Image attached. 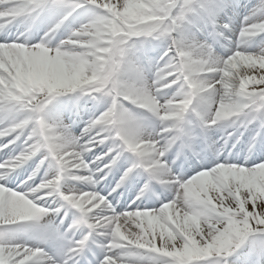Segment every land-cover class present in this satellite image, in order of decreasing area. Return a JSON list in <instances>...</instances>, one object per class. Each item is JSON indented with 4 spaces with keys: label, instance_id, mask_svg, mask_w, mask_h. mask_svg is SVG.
<instances>
[{
    "label": "snow or ice",
    "instance_id": "obj_1",
    "mask_svg": "<svg viewBox=\"0 0 264 264\" xmlns=\"http://www.w3.org/2000/svg\"><path fill=\"white\" fill-rule=\"evenodd\" d=\"M237 3L0 0V264H264V38H183L217 44Z\"/></svg>",
    "mask_w": 264,
    "mask_h": 264
},
{
    "label": "bare ground",
    "instance_id": "obj_2",
    "mask_svg": "<svg viewBox=\"0 0 264 264\" xmlns=\"http://www.w3.org/2000/svg\"><path fill=\"white\" fill-rule=\"evenodd\" d=\"M259 3V0H256L254 2V6H252L253 9H256V5ZM236 13V12H235ZM234 13V15H235ZM259 14H256V16L254 17H249L248 20H253L255 19ZM244 19V18H243ZM261 19H264V17H262L261 15L258 16V20L260 21ZM199 26H193L189 33H186L185 36L183 37L184 39H186L188 42H193V35L195 36V41L196 42H201L203 40L209 41L211 38V36L208 34V31L203 29V28H199ZM24 29L21 28L19 31H17L16 29H12V32L16 35V36H20V33L23 32ZM63 31V30H62ZM230 32V31H229ZM3 33L0 32V35H2ZM260 34H264V33H260ZM28 34L25 33V36H27ZM259 35V34H258ZM257 35V36H258ZM257 36L252 37V38H244L243 41L244 42H251L253 39L257 38ZM226 37V36H225ZM224 37V38H225ZM21 39L24 38V36H20ZM66 38V37H65ZM212 42V40H211ZM223 41V38H219L217 37V44H213V45H218ZM165 45L156 42L153 45H148L145 46L140 52L137 53L136 57L134 58L133 61V70L132 73L129 77V81L132 84H137V77H136V73L139 72L141 74H143L144 78L148 81H151L154 79V73L157 69V67L159 66L160 63H162L160 61V57L163 55V52L165 50ZM89 117L87 115L84 114V110H81L79 114H75L73 110L71 111H67L64 116V122L65 123H72L75 122L74 125H79L77 127V132L76 134L79 135V132L82 130L83 128V122L86 121ZM76 130V129H75ZM228 131H231V129H229ZM214 135H220L221 137H224L223 139V143H220V151L223 152L225 151V149H227L228 152H235L236 149L235 148H226V141H229V138L227 136V132L225 131H221V132H213ZM247 135V133L245 134ZM241 145H236V148H240ZM246 154H247V150H246ZM254 155V154H253ZM0 156H3V153H0ZM249 159H251V156L249 157ZM258 162V161H257ZM55 206V205H53Z\"/></svg>",
    "mask_w": 264,
    "mask_h": 264
}]
</instances>
